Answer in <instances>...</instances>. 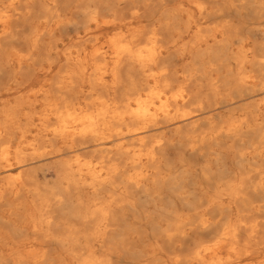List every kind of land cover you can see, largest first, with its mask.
<instances>
[{
    "label": "bare ground",
    "instance_id": "6f19581e",
    "mask_svg": "<svg viewBox=\"0 0 264 264\" xmlns=\"http://www.w3.org/2000/svg\"><path fill=\"white\" fill-rule=\"evenodd\" d=\"M0 264H264V0H0Z\"/></svg>",
    "mask_w": 264,
    "mask_h": 264
}]
</instances>
